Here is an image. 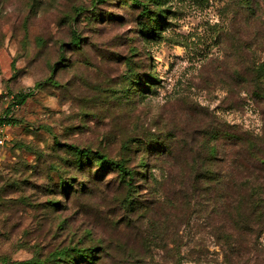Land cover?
Returning a JSON list of instances; mask_svg holds the SVG:
<instances>
[{"label":"rangeland","instance_id":"1","mask_svg":"<svg viewBox=\"0 0 264 264\" xmlns=\"http://www.w3.org/2000/svg\"><path fill=\"white\" fill-rule=\"evenodd\" d=\"M262 62L264 0H0V264L92 245L95 264H264V219L231 228L193 182L234 170V132L264 155ZM68 145L124 160L131 189Z\"/></svg>","mask_w":264,"mask_h":264},{"label":"trees","instance_id":"2","mask_svg":"<svg viewBox=\"0 0 264 264\" xmlns=\"http://www.w3.org/2000/svg\"><path fill=\"white\" fill-rule=\"evenodd\" d=\"M137 1L141 3V0ZM143 14L145 16L148 13L144 11ZM158 19H154V22L150 24L151 27L148 28V34L151 36L157 34V27H154V25L157 24ZM75 39L77 40V38ZM255 72L257 75L255 80L259 84V90L261 89V91L257 92V95L264 97V89L262 87L264 84V62L256 67ZM136 79L137 81L134 80L136 83H141L140 78ZM151 80H155V76L144 81L151 82ZM25 98L24 95H18L16 102L20 104L19 102H22ZM10 113L11 109H7L6 113L0 116V124L4 122L11 123L13 121ZM231 137L237 141L236 147L246 146L245 151L238 149L237 153L235 152L233 155L231 164L234 170L216 173L212 169L211 163L209 164L204 161L201 163L202 168L195 175L193 182L196 184V187H200L202 193L207 192V195L210 193L211 196L217 191L218 200L224 203L223 207L229 214L231 228L246 229L251 226L253 221L258 220L263 222L264 219V180H262L263 176L258 173L261 165H264V155L258 150V137L248 136L243 138L237 132H234ZM68 148L75 156L76 165L80 166V168L92 161L100 163L101 167L117 171L119 174L118 181L125 184L128 189H131L130 185L136 173L129 169L124 160L117 161L109 157L105 152L99 149L94 150L90 147L68 145ZM208 152L210 157L207 159L214 161L217 153L215 145ZM61 187L64 191H67L72 188V185L68 184L67 181H63L61 182ZM226 188L229 189L228 193L223 192ZM226 201H228L227 206L225 205ZM52 204H58V202H52ZM221 235L222 238L228 240L231 233L226 230ZM53 251L47 258L34 257L19 264H81L82 262H85V264H95V253L98 251V246L92 245L83 248L76 246L70 248L63 247L55 248Z\"/></svg>","mask_w":264,"mask_h":264},{"label":"built area","instance_id":"3","mask_svg":"<svg viewBox=\"0 0 264 264\" xmlns=\"http://www.w3.org/2000/svg\"><path fill=\"white\" fill-rule=\"evenodd\" d=\"M7 123H2V124H0V132L2 133V131H3V127H4V125H6ZM6 143V137L4 136V135H1L0 134V144H5Z\"/></svg>","mask_w":264,"mask_h":264}]
</instances>
